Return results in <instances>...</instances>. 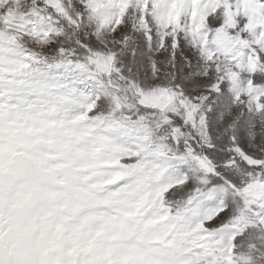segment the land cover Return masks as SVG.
Segmentation results:
<instances>
[{
  "label": "snow or ice",
  "instance_id": "obj_1",
  "mask_svg": "<svg viewBox=\"0 0 264 264\" xmlns=\"http://www.w3.org/2000/svg\"><path fill=\"white\" fill-rule=\"evenodd\" d=\"M0 264H264V0H0Z\"/></svg>",
  "mask_w": 264,
  "mask_h": 264
}]
</instances>
